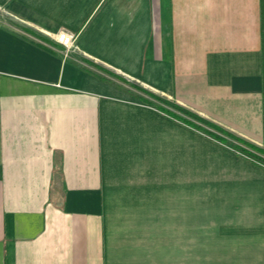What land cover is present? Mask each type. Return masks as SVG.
<instances>
[{
    "label": "crops",
    "instance_id": "obj_1",
    "mask_svg": "<svg viewBox=\"0 0 264 264\" xmlns=\"http://www.w3.org/2000/svg\"><path fill=\"white\" fill-rule=\"evenodd\" d=\"M171 105L264 150V0H0V264H264V165Z\"/></svg>",
    "mask_w": 264,
    "mask_h": 264
},
{
    "label": "rangeland",
    "instance_id": "obj_2",
    "mask_svg": "<svg viewBox=\"0 0 264 264\" xmlns=\"http://www.w3.org/2000/svg\"><path fill=\"white\" fill-rule=\"evenodd\" d=\"M139 91V89H137ZM143 92V91H142ZM167 213L162 212L161 213V220L162 224L163 221L166 220ZM126 234H136V235H143L145 237L147 236H159L161 238V243L154 244L153 242L149 243L147 241V244H144L142 246H145L146 248V254H154L155 256L159 255L160 258L154 260V261H148L151 264H168V234H169V228L167 227H161V228H144V229H122ZM163 237V238H162Z\"/></svg>",
    "mask_w": 264,
    "mask_h": 264
},
{
    "label": "trees",
    "instance_id": "obj_3",
    "mask_svg": "<svg viewBox=\"0 0 264 264\" xmlns=\"http://www.w3.org/2000/svg\"><path fill=\"white\" fill-rule=\"evenodd\" d=\"M173 106L175 109L177 110H181L182 113L186 114V115H189L191 116L194 120L200 122V123H204L205 125L215 129L216 131L220 132V133H223L225 134L226 136L232 138L234 140V142H237V144L234 145V148L239 151L240 153L244 154L245 156H247L248 158L264 165V150L263 149H260L259 147L253 145V144H250V143H247L245 141H243L242 139L228 133V132H225L223 131L222 129H220L218 126L202 119L201 117H199L198 115L194 114V113H191L190 111H186V110H183L181 107L177 106V105H171ZM170 115L174 116L173 113H169ZM177 118V117H176ZM196 126V125H194ZM197 128L200 129V127L196 126ZM204 132L208 133L209 135H211L213 138H216V139H219L221 140L222 138L215 134V133H212L211 131H208L206 129H203ZM59 169H56L55 173L56 175L58 174V171Z\"/></svg>",
    "mask_w": 264,
    "mask_h": 264
},
{
    "label": "built area",
    "instance_id": "obj_4",
    "mask_svg": "<svg viewBox=\"0 0 264 264\" xmlns=\"http://www.w3.org/2000/svg\"><path fill=\"white\" fill-rule=\"evenodd\" d=\"M75 37L76 35L73 33H69L66 31H61L56 35V40L62 45L64 46L66 51L69 50H75Z\"/></svg>",
    "mask_w": 264,
    "mask_h": 264
}]
</instances>
